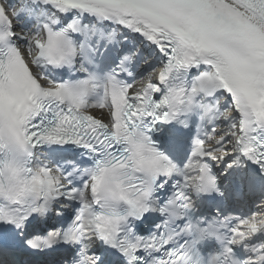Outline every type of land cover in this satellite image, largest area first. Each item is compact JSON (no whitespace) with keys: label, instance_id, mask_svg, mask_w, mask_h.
Listing matches in <instances>:
<instances>
[{"label":"snow or ice","instance_id":"1","mask_svg":"<svg viewBox=\"0 0 264 264\" xmlns=\"http://www.w3.org/2000/svg\"><path fill=\"white\" fill-rule=\"evenodd\" d=\"M20 253L264 264V0H0V264Z\"/></svg>","mask_w":264,"mask_h":264}]
</instances>
